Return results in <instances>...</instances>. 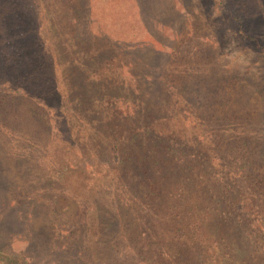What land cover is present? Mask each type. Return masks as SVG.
Segmentation results:
<instances>
[{
	"label": "rangeland",
	"instance_id": "obj_1",
	"mask_svg": "<svg viewBox=\"0 0 264 264\" xmlns=\"http://www.w3.org/2000/svg\"><path fill=\"white\" fill-rule=\"evenodd\" d=\"M0 9L1 88L22 83L41 106L32 127L17 118L34 119L33 103L13 91L0 102V197L31 217L25 237L49 224L75 232L30 248L14 236V252L33 264H264V0ZM62 96L84 105L66 118ZM75 204L73 227L60 213Z\"/></svg>",
	"mask_w": 264,
	"mask_h": 264
},
{
	"label": "trees",
	"instance_id": "obj_2",
	"mask_svg": "<svg viewBox=\"0 0 264 264\" xmlns=\"http://www.w3.org/2000/svg\"><path fill=\"white\" fill-rule=\"evenodd\" d=\"M6 13L9 15L10 13H13V12L9 10ZM2 15L3 14L0 13V17ZM11 16L13 17V15H10L9 17L11 18ZM18 22H19V20H18ZM2 24H4V26H5V30H3L2 33H4V34L8 33L9 32L8 19H6V20L4 19V21H2L1 18H0V26ZM22 39L23 38H21V30H20V28H17L16 34L14 36H12V40L8 44L11 45L12 47H18L19 43L22 42ZM1 44H4V41H2V42L0 41V47L2 46ZM183 49H184V47L182 46L181 47V51H183ZM52 60H55V59L50 57V62ZM75 63L79 64L80 62L77 61ZM81 65H76V66L80 67ZM52 71L53 72H51V74H52V78L54 79L55 83L57 84L56 87H57V89L59 91L62 92V90L65 89V87L67 86V83L64 82V81L63 82L61 81V76H62L61 69H55V70H52ZM74 71H76L75 68L73 69V73H74ZM79 71H81V68H79ZM77 73H78V71H77ZM77 73H76V77H78V75H79V73L78 74ZM16 74H19V73H16ZM0 84H2V83H0ZM22 85H23L22 83L18 84V82H15L14 84L11 85V88H9V89L6 87V85H4L3 88H1V85H0V93L2 94V96H0V102L5 97L7 91L8 92H12L13 91L12 92L13 98L16 97V96H19V97H16L17 102L20 101L22 104H29L30 102L33 103L34 104L33 112L35 110H37L35 115L34 116L32 115L34 117V119L29 117L26 120V118L24 119L21 116V117L17 118V122L20 123V124H23L24 122H26L28 125H31L32 127H34L33 126V122H36L34 120L39 115L38 111L41 109V106L35 101L36 98L38 97V95L34 94L33 91L30 92L28 89H26ZM12 86H14V88H12ZM60 87H61V89H60ZM73 88H77V87H72L71 90H73ZM69 90L70 89L67 88L65 93H67ZM75 98L77 100L73 99V101H71L68 97H65V96H62L61 99H60L61 106L64 108L62 111L67 114L66 118L70 117V116H68V113L66 111L69 110L70 112H77V106L84 105L83 101L80 100V98H78V97H75ZM6 99H8V98H6ZM7 102H9V101H7ZM7 102H5V103H7ZM17 102H14V103L17 104ZM9 103L14 104L13 102H9ZM132 106H135V103H132ZM99 107H101V105ZM65 108H67V109H65ZM73 119H75V118L73 117ZM104 142L106 143V147H109V148H111V147L116 148L118 146L115 138H110L109 136L105 137ZM120 143H121V141H120ZM44 174L46 176V173H44ZM47 174H49V173H47ZM60 174L62 175L63 172L60 171ZM118 176H116L117 177L116 180H117L118 184L119 185L123 184L122 183L123 181H121ZM50 178H51V176L49 177V180H50ZM119 190H120L119 191V195H122L124 191L122 189H119ZM0 191H2V190H0ZM6 205H7V202H5L0 197V236H1L0 237V264H33L32 261H28L26 259V254L27 253L32 254L29 251H26V253H23V252L16 253V252L13 251V249L11 248V242L13 241L14 236H16V239H18V238L19 239L26 238L28 240V243H29L28 246H27L28 248L32 247V243H34L37 240L39 235L42 236V234L45 237L48 236V238H50L49 241H53V243L56 242L57 246H58L59 239L65 238V237L66 238H70L72 236H75V235H73V233H75V232L73 231L72 228L69 229L67 233H62L59 228H54L52 225L49 224V225L46 226L48 228L49 232L45 231V229L42 228V229H39L37 231H34L35 237H32L31 239L28 238V237H25L23 235L24 234V230L28 229V224L30 226V221H31L30 218L31 217L24 218V216L21 215V212L23 211V209H22V211L20 210V208H21L20 205H17L16 207H14V205H12V206L8 205L6 207ZM92 206H93V208L95 210V205H92ZM89 207H90V205H89ZM64 208H65V210H63V212L61 211V213H60L61 214L60 219L62 220V222L64 221L65 223L66 222L71 223L73 225V227L74 226H79V223H80L79 220L81 219V217L80 216L76 217V214H78V212L80 211V206L75 204V209L74 210H71L72 209L71 207H67V208L64 207ZM85 208H87V210H88V206L85 207ZM90 209H91V207H90ZM95 218L96 217H92L91 218L92 221L95 222V220H97V218L96 219ZM23 220H25L26 222L23 221ZM27 221H28V224H27ZM89 222H91V220L85 218L84 226H83V228L85 230L87 229V227H85V225H87V223H89ZM97 223H98V220H97ZM110 223L111 222H109V224ZM12 226H16V227L13 229ZM30 228L32 230V227H30ZM18 230L19 231L21 230V232H19ZM39 231H40V233H39ZM101 232L104 234L103 229L101 230ZM31 234L32 233H30V235ZM103 237H104V235H103ZM90 238L91 237H89L88 240H90ZM91 240H92V238H91ZM100 241H101V239L99 238V242ZM104 242L105 241H102V243H104ZM80 250L82 251V249H80ZM59 251H60V253L72 252L71 255L74 256L73 258H75L76 261L78 260V258L80 256L78 254V252H75V251L72 250V247H66L65 246L63 249H60ZM60 253H56V255L60 254Z\"/></svg>",
	"mask_w": 264,
	"mask_h": 264
}]
</instances>
